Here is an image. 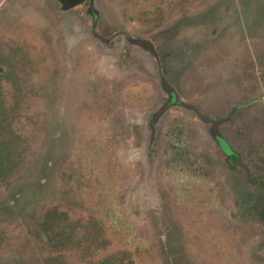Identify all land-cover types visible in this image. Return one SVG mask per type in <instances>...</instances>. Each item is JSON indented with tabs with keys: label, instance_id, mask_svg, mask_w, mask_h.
Listing matches in <instances>:
<instances>
[{
	"label": "rangeland",
	"instance_id": "obj_1",
	"mask_svg": "<svg viewBox=\"0 0 264 264\" xmlns=\"http://www.w3.org/2000/svg\"><path fill=\"white\" fill-rule=\"evenodd\" d=\"M94 7L108 45L85 4L0 0L18 157L0 176V264H264V0ZM160 78L186 104L158 114ZM188 105L232 110L220 130L242 166Z\"/></svg>",
	"mask_w": 264,
	"mask_h": 264
},
{
	"label": "flooded vegetation",
	"instance_id": "obj_2",
	"mask_svg": "<svg viewBox=\"0 0 264 264\" xmlns=\"http://www.w3.org/2000/svg\"><path fill=\"white\" fill-rule=\"evenodd\" d=\"M57 1H58L59 5H60V9L63 10V11H68L70 9H73V7L76 8L78 5L85 4V6H86V16L90 17L91 20H92V30L90 31L92 37L97 39V40H100L101 42H103L105 44H107L111 40L110 39L111 36L106 38L103 35H101L100 33H98L95 29H93L96 26V18H97V14H99V11L94 7V5L90 9V0H84L82 3L77 4L75 6H70L69 0H57ZM94 9L97 10L98 13H94L95 12ZM121 34L124 35L125 33H121ZM101 36H102V38L104 40L100 39ZM124 40L127 41V43H129L130 45L138 47V48H141L143 51H145L148 54H150L152 57H154V59L157 61V63L160 62L158 51L156 50L155 46L153 45V43L150 40L141 39V38H134V37H132L130 35H126V34L124 35ZM142 41H147L148 42V45L146 46L147 48L143 47L140 44V42H142ZM163 82L166 83L167 87H169V90H164L163 89V86H162ZM160 84H161L162 89L165 91V93L167 95V98L164 101L163 105L159 108V110L164 105H167L169 107L171 105H183V104H186L185 102L181 101V99L178 98L173 86L167 80H165V78L164 79L160 78ZM186 108L190 109L191 111H193L196 114V116L201 121H203L205 124H208L209 126H211L210 128L212 130L211 131L212 139H213L215 145L222 151L224 156L227 159L231 160L232 163H236L239 166H242V161H240L239 154L236 151L231 149L230 145L227 143L223 133L220 130L221 125L225 121L235 119L234 118L235 115H234V113H232V110H230V112L228 114H226L221 120H214V119H212V118H210V117H208L206 115H202V113H200L199 109L194 107V106L188 105V107H186ZM155 117H156V115L154 114L153 115V119L151 121L152 123L154 122V119H156Z\"/></svg>",
	"mask_w": 264,
	"mask_h": 264
},
{
	"label": "trees",
	"instance_id": "obj_3",
	"mask_svg": "<svg viewBox=\"0 0 264 264\" xmlns=\"http://www.w3.org/2000/svg\"><path fill=\"white\" fill-rule=\"evenodd\" d=\"M2 75L0 73V176H3L8 171H11L18 164V157L15 155L14 145L9 138L13 133L11 125V116L9 109L3 103V93L1 91ZM55 232V230H53ZM58 238L64 233L57 232ZM65 238L68 235H64ZM102 264H114V258L105 257L102 259Z\"/></svg>",
	"mask_w": 264,
	"mask_h": 264
},
{
	"label": "water",
	"instance_id": "obj_4",
	"mask_svg": "<svg viewBox=\"0 0 264 264\" xmlns=\"http://www.w3.org/2000/svg\"><path fill=\"white\" fill-rule=\"evenodd\" d=\"M84 0H69V2H70V6H75V5H77V4H80V3H82ZM93 5H94V0H90V9H91V7H93ZM94 13H98V11L97 10H95L94 9ZM100 39H103L102 38V36L100 37ZM104 40V39H103ZM140 44L143 46V47H145V48H147L146 46L148 45V42L147 41H142V42H140ZM162 86H163V89L164 90H169V87H167V85H166V83L165 82H163L162 83ZM167 105H164L161 109H160V111H159V113L158 114H161L165 109H167Z\"/></svg>",
	"mask_w": 264,
	"mask_h": 264
}]
</instances>
